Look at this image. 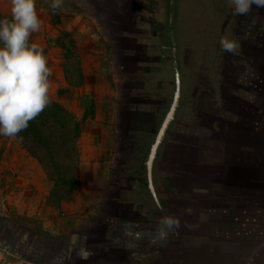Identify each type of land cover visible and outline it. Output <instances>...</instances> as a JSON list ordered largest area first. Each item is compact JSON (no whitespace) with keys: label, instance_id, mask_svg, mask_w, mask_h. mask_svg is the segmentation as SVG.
Returning a JSON list of instances; mask_svg holds the SVG:
<instances>
[{"label":"crops","instance_id":"crops-1","mask_svg":"<svg viewBox=\"0 0 264 264\" xmlns=\"http://www.w3.org/2000/svg\"><path fill=\"white\" fill-rule=\"evenodd\" d=\"M52 3L35 0L43 23L29 39L51 69L50 97L83 122L78 176L90 175L92 187L88 195L80 180L87 195L76 191L52 207L54 184L41 164L16 138L0 136V194L8 206L34 214L41 206L52 233L89 219L91 240L102 243L97 258L112 264H264V29L236 39L247 65L188 81L186 70L125 69L131 52L120 42L148 46L151 60L168 56L149 50L147 25L142 35L128 32V6L104 3L118 13L106 21L85 14L80 0ZM10 10L11 0H0V12ZM73 49L82 63L78 82L66 70ZM177 88L171 128L150 163ZM165 216L178 218L179 228L170 230Z\"/></svg>","mask_w":264,"mask_h":264},{"label":"rangeland","instance_id":"rangeland-1","mask_svg":"<svg viewBox=\"0 0 264 264\" xmlns=\"http://www.w3.org/2000/svg\"><path fill=\"white\" fill-rule=\"evenodd\" d=\"M134 1L141 3L142 0H80V7L85 14L92 16L91 18L105 14L108 21L116 19L118 13L117 10H104V3L114 7L120 4L127 7L129 3L130 5L132 2L135 3ZM220 2L223 0H174L173 4L171 2L163 4L161 15L163 28L161 27L160 33L165 36L162 43L167 47L160 50L168 55L166 61L162 63L163 69H173L171 65H176L174 69H180L181 73L187 71L184 78L189 81L204 71L211 74L215 69H241V65L249 63L242 61L246 59L241 58V55H245L241 53L240 47L235 54L223 51L220 45L221 32L228 29L227 36L236 40L246 32L251 33V28L254 30L253 33L256 27L264 29V8L257 9L253 6L252 9L255 11L251 10L246 15H236L226 24L224 15L217 19V13L223 14L216 9ZM221 8H224L223 4ZM169 22L173 26L172 35L165 29ZM98 24L100 35L106 36L109 31L106 32L104 29L102 25L104 22L99 21ZM67 56L68 67L72 68L66 69L68 76L72 82H78L77 68L82 64L80 53L78 49H73ZM80 177L82 178L79 181L85 184L84 188L89 195L92 177L84 172ZM79 186L77 192L82 194L83 187ZM5 196L0 194V264H112L104 257L97 258L100 251L95 249L102 243L91 240L89 219L80 222L75 228L73 224H67L64 229H53V233L48 232L44 228L43 215L38 213L41 206L35 214L31 209L14 210L4 200ZM50 203L52 207L58 208L52 200ZM85 211H89V208ZM28 212L31 213L28 215ZM83 234H87V238L81 240Z\"/></svg>","mask_w":264,"mask_h":264},{"label":"clouds","instance_id":"clouds-1","mask_svg":"<svg viewBox=\"0 0 264 264\" xmlns=\"http://www.w3.org/2000/svg\"><path fill=\"white\" fill-rule=\"evenodd\" d=\"M60 0H53L52 8ZM234 15H246L253 6L264 8V0H230ZM11 19H0V136L17 138L51 103V69L43 49L30 42L39 32L35 0H11ZM223 51L235 54L239 43L225 35L220 40ZM190 211V210H189ZM162 223L170 230L179 228V219L165 216ZM250 264H252L250 258Z\"/></svg>","mask_w":264,"mask_h":264},{"label":"trees","instance_id":"trees-1","mask_svg":"<svg viewBox=\"0 0 264 264\" xmlns=\"http://www.w3.org/2000/svg\"><path fill=\"white\" fill-rule=\"evenodd\" d=\"M233 7V5H231ZM230 7V8H231ZM11 16L0 12V19ZM82 124L60 103H51L26 130L18 134L20 145L38 162L54 186L50 199L56 207L68 201L79 186L80 153L78 140Z\"/></svg>","mask_w":264,"mask_h":264},{"label":"flooded vegetation","instance_id":"flooded-vegetation-1","mask_svg":"<svg viewBox=\"0 0 264 264\" xmlns=\"http://www.w3.org/2000/svg\"><path fill=\"white\" fill-rule=\"evenodd\" d=\"M134 2L136 4L132 2V4L130 5V3H129V6H128L126 12L124 13V15H126V18L128 17V19L131 21L130 24H129V22L127 23L128 24V26H127L128 32H130L133 35H140V34L142 35L144 33V30H143L144 25L145 26L147 25L150 28V40L152 42V44H150L151 48L149 47V50H151V49L160 50L163 48L165 50L167 45L165 46L162 43V41L165 39V36L160 33V29L162 27L161 26L162 25L161 15L163 13L162 6H163V4L165 5L166 3H169V2H171V4H173L174 0H142L141 3L139 1H134ZM222 4H223L224 8H221ZM230 7H231L230 0H223V2L218 3L216 9L220 10L223 14L217 13L218 14L217 19L219 20L220 15H224V18L226 20L229 17L228 23H230L236 17V15L233 14V7H231V8ZM253 11H255V10L252 9V12ZM134 21H140L141 25L143 27H141L140 29L139 28L134 29L133 24H132V23H134ZM165 29H166V31L171 33L170 35L173 34V26L170 22L166 25ZM227 31H228V29L226 31L221 32L222 33L221 38L223 36L227 35V33H228ZM154 35H156L155 38L151 37ZM167 43H169V42H167ZM116 46L118 49H125V50L128 49L131 52V56H129L126 60L124 59L125 69H163L164 68V66L162 67V63L166 61L167 56H163V58L160 60H158V59H154V60L152 59L151 60L147 56L148 46L147 47H144V46H137L136 47L133 43H128V42H120ZM136 48L138 50L134 51V49L136 50ZM220 50H221V48H220ZM133 52H134V54H133ZM219 53H220V51H219ZM236 57H237V54H236ZM217 60L218 59H216V61H215L216 64H217ZM153 62H155V63H153ZM171 67L174 69L176 67V65L172 64ZM163 72H164V70H163ZM177 83L178 82H176V84ZM181 93H182V91L179 88H177L176 91L173 93L171 102L169 103L170 104L169 107L163 112V113H165L166 117H165L164 121L162 122L160 128L158 129L154 144L156 142V139L158 137L159 132L161 131V129L165 125H166V129H165L166 133H168V131L170 130L171 125H172V123H171L172 119H169V117H170L172 109H174V105L176 104V101L178 100V96H180ZM179 98L181 99V96ZM175 110H176V107H175ZM174 113H175V111H174ZM141 133L144 134L145 132L142 131ZM145 134H147V133H145ZM165 138H166V136L163 139L165 140ZM164 140H163V142H164ZM138 146H139V148H141V146H143V145L140 144Z\"/></svg>","mask_w":264,"mask_h":264},{"label":"water","instance_id":"water-1","mask_svg":"<svg viewBox=\"0 0 264 264\" xmlns=\"http://www.w3.org/2000/svg\"><path fill=\"white\" fill-rule=\"evenodd\" d=\"M228 20H229V17H228V19H227V21H226V24L228 23ZM175 107H176V104L174 105V109H172V111H171V114H170L169 119H171V118L173 117V114H174V111H175ZM165 129H166V125H165V126L161 129V131L159 132L158 137H157V139H156V142H155V144L153 145L152 156H151V159H150V163H151V161H152V159H153V155H154V153L156 152L157 148L159 147V145H160V143H161L162 135H163ZM149 167H151V165H150ZM149 176H151V172H150Z\"/></svg>","mask_w":264,"mask_h":264}]
</instances>
